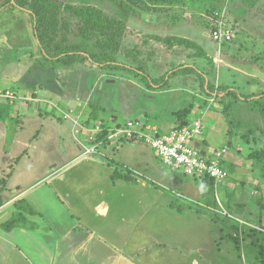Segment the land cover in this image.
<instances>
[{
  "label": "crops",
  "instance_id": "0c3cea01",
  "mask_svg": "<svg viewBox=\"0 0 264 264\" xmlns=\"http://www.w3.org/2000/svg\"><path fill=\"white\" fill-rule=\"evenodd\" d=\"M10 27L12 30L9 31L7 30L9 27L0 29V87L11 90L12 88L6 86V82L14 80L17 86V89L14 88V90H19L23 96L17 99L15 104L0 100V134L8 132L10 135L12 134L13 142L15 139V141L21 142L25 146L26 142L19 140V134L22 133L19 132V129L25 123L24 118H38L36 125L40 128H37L34 139L39 136L42 141L46 139V143H50L49 145L55 147L57 145L63 149L62 154H58L61 159L60 164H55L52 170H46L47 175L43 179L51 175H62L69 170L75 177L85 176L81 183L82 188L86 189V192H82L81 200L76 199V203L72 205V207H75H69L71 215L76 218L74 224L66 227L60 235L53 228L30 220L32 217L41 215L24 199L26 195L24 193L43 179L38 180L26 189L17 187L18 190L14 192L12 188L14 185L10 181L12 175L10 169L6 184L0 190L3 201L0 210L5 207H12L11 217L1 223V227L9 234L10 241L8 242L10 245L13 246L14 244L19 247L18 241L14 239L16 237L18 240L20 239L21 232L18 230L40 231L41 233L52 231L51 233L55 236L49 238V240L52 239L53 242L55 240V251L48 264H157L158 259L156 256L159 254V250L162 252L165 249L164 253H160L161 257L173 256L175 252L170 251L168 244L171 245L172 241L177 238L176 236L190 240L192 235H204L205 230H199L200 228L196 227L197 224L194 225L189 220L184 221L185 216L194 218V214L190 213L183 205L173 201V197H171L177 192L189 193L196 191V186L204 189L201 180H199L201 182H197L195 177L192 178L181 173L179 175L177 171L168 168L153 149L144 142L122 143L119 147L106 149L104 155L83 154L82 148L87 142V131L84 132L85 130L80 128L82 124L98 122L95 121L97 117L94 118V116H92L93 118L88 117L90 120L95 119L93 123L92 121L91 123L89 121L84 122L80 119L83 118L84 114H89L91 110H96L100 119L108 120V117H111V120L105 121L107 124L138 117L150 124L159 126L161 129L168 130L176 126L177 123L191 121L192 115L203 105L202 98L205 100L206 96L210 97L206 89L202 87L199 75L194 72L179 71L180 74H170L165 85L156 87L147 85L140 73L124 70L119 72L117 78H114L109 77L108 74H96L93 70L95 67L87 68V66L71 65L74 63L73 61L67 63L70 65L64 78L54 80L57 77L55 71H48V68L40 65L44 63V56L39 51L37 52L38 55L26 59L24 57L20 59V57L14 55L16 50L23 49L21 46H25L26 39L22 35L21 40H14L15 27L13 25H10ZM126 34H128L127 28L124 41L127 38ZM153 43L154 41L145 42V45L143 44L140 49L138 48L141 55L135 59L133 58L134 60L132 59L130 62L121 61L119 56V63L134 68L143 66L153 79H157L180 66L189 65L199 69L206 77L207 82L215 87L231 86L235 87L239 93H244L242 89L252 88L253 81L259 83L257 86L259 89L264 90V78L261 75V68L256 65L257 63L251 59L247 60L241 55L232 54L231 49L234 50V54H238L239 51H236L238 45L234 44L231 48L230 45L219 46L213 41L214 44H217V48L210 51L203 46L202 42H198L211 59L196 55V49L194 48L174 45L177 46L175 48H179L178 51H174L176 55H179L178 63L175 67L165 68L160 73L157 72L158 69L155 68L154 62L145 59L146 51L143 48L154 46ZM163 44L165 43L161 45ZM125 45L127 44L125 43ZM168 57H170L169 53L164 56L165 60ZM30 59L32 60L30 61ZM17 61L20 67L13 65ZM170 62L173 64L175 60ZM221 68L231 72L232 76L229 75V77L224 78ZM238 73L242 74L244 78L237 77ZM96 76H107L109 78L108 82H114L113 79H122L125 82L127 91H125L122 101L124 114L111 108L107 103L109 99L106 94H103V90L97 88L96 82H91ZM222 79H225L226 82H223ZM51 91L59 101V105H55L57 109L49 108L46 106L47 104H39L41 100L35 98L48 95ZM28 94H32L34 97H29ZM217 99L214 103L217 101L218 104L214 105L219 111L225 113L219 106L223 100L228 102L233 97L220 98L217 95ZM30 102L35 104L32 105ZM173 106H176V108H172ZM184 109L190 111L186 115L177 116L175 114ZM64 112L68 113L67 118L64 116ZM212 114L215 117V114ZM60 117H63V119H60ZM154 119L155 121L160 120L161 123L154 122ZM221 122L226 134L222 130L220 136L218 133H208L210 129L206 127V138L201 141V147L204 150L213 152L219 149L213 145L218 136L219 139L223 138V143L229 142L230 121L224 119ZM246 144L248 148L255 149L254 151L260 150L258 147L254 148V141H247ZM24 146L20 147L21 157L29 155L28 148L24 150ZM32 147V152L35 151L36 154L40 144L32 145ZM240 148L241 152H244L242 146ZM110 161L130 169L135 180H127L123 177L113 178L116 168L109 163ZM77 164L81 165L75 166ZM223 164L231 170L232 177L216 186L214 185L213 200L215 199L218 202L219 207L220 204H224V198H229L231 203L244 204L242 200L246 197L244 193L247 190V185H245L244 190H237L235 180L240 178L246 184L252 186L257 184L264 190V179L261 182L258 179L257 181L254 180L251 176L255 173L251 169L247 174L248 169L244 171L240 161L234 155H231L230 148L224 155ZM121 172L122 174L125 173L124 171ZM76 187L78 188L79 185H76ZM10 192H13L12 195H10ZM77 195L79 196L78 189ZM204 199L195 201L198 208L209 207L216 210L213 206L207 205ZM19 201H25L32 209L23 212L26 221L16 226H5L12 219L13 212L15 213L14 210H16L14 208L15 203ZM175 205H180L182 210H178ZM125 210L129 214L128 217H125ZM200 218H194L193 220L205 222V217L200 216ZM17 231L18 233H16ZM41 233H38V240L46 243L45 239L48 238H46V234ZM0 236H3L1 231ZM22 243L27 247L29 246L26 242ZM183 250L184 253H187L185 249ZM0 255V259H2L0 264H25L23 258L17 256L12 249L7 248L5 252L0 251ZM143 257H148L149 261ZM168 260L173 259H167L165 264H168ZM186 263L187 261H185Z\"/></svg>",
  "mask_w": 264,
  "mask_h": 264
},
{
  "label": "rangeland",
  "instance_id": "374dc122",
  "mask_svg": "<svg viewBox=\"0 0 264 264\" xmlns=\"http://www.w3.org/2000/svg\"><path fill=\"white\" fill-rule=\"evenodd\" d=\"M57 1L60 4L70 3L73 5H80L83 2H87L80 0ZM22 2L26 4V8L16 7L11 4L9 0H0V29L9 27L7 28L9 31L12 30L10 25H13L15 27L13 39L18 41L23 37L26 39L25 46H21L25 50L19 48L20 50L15 51V56L17 55L20 59L22 57L26 59L38 55L37 52L42 48L41 41L39 40V33L42 37L44 46L50 49H68L76 46V48L80 50L85 48L88 50L94 49L98 52L100 51V44L103 38L98 36L97 32H85L82 30V22L73 15L72 12L62 8L53 26H50V23L54 21L51 17L48 18V24L45 22L41 25L38 19L37 23L33 24L32 16L30 15L31 12L38 17L41 14L38 12V9L33 6L32 1L22 0ZM90 4L100 8L104 14L124 20L126 23L128 34H126L127 38L125 41L124 37L121 40L120 52L116 54V59L118 61L119 56L121 61H132L133 58L135 59L141 55L138 48L140 49L143 44L145 45V42L154 41V46H145V48H143L146 51L145 59H150L154 62L155 68L157 67L158 69L157 72L161 73L165 68L168 69L177 65L179 55H176L174 51H178L177 49L179 48H175L177 46H168L167 44L161 45V42L148 37L149 34L154 33L187 37L195 42H202L206 49L213 51L214 48H217V44L213 43L214 40L210 36V32L217 24V21L223 17L222 19L226 22L227 27L231 28L235 33L234 40L223 45H230L229 47L231 48L234 44L238 45V49H236V51H239L238 54H234V50L231 49V52H233L232 54L237 56L241 55V57L247 60L251 59L255 61L257 63L256 65L261 68V75L264 78V0H90ZM39 24L41 26H39ZM125 43L127 45L124 46ZM167 53L170 54V57L165 60L164 56H166ZM42 56H44V63L40 65L48 68V71H55L57 77H55L54 80L57 78L58 80H61L62 77L64 78L70 65L67 64L66 61L73 58L74 63L71 65H78L79 67L87 66V68L95 67L93 70L96 74H108L109 77L117 78L119 72L124 71L123 69H117L113 66H98L90 61L75 58L76 56L73 57L70 54L58 57L63 58V60L58 58L53 60L45 55ZM201 59L203 60V58ZM31 60L32 59H30V61ZM171 60H175V63L171 64ZM17 63L18 61L13 65L15 67H20ZM166 64L168 65L166 66ZM87 68L82 69L85 70ZM135 68H141L145 71L143 66ZM221 69L224 78L231 75V72L225 68ZM178 73L180 74L181 72H176L172 75ZM169 76L170 74L167 76V79ZM237 77L244 78V76L239 73ZM199 78L201 79L200 76ZM108 79L107 76H96L91 82H96L97 88L103 90V94H106L109 99L107 103L111 108L115 109L117 112L119 110L124 114L122 101L125 91H127L125 82L122 79H113L114 82H108ZM222 80L226 82L225 79ZM8 83L6 82V86L12 88L11 90L15 91L18 97L23 96L21 94L22 92L16 90L17 86L14 80ZM258 84L259 83L252 81V88L242 89L244 93L241 94L253 92L262 93L264 90L259 89V87H257ZM14 88L16 89L14 90ZM28 96L34 97L32 94H28ZM55 96L56 95H53L51 91L48 95L35 98L41 100L39 104H47L46 106L49 108L52 107L57 109L55 105H59V101H57ZM143 99L145 98L143 97ZM206 99L204 100L202 98L203 105L192 115L191 120L196 116L203 115L205 131L207 130L206 127H208V129H210L208 133H218L219 136L221 130L226 134L221 121L224 119L230 121L231 129L229 142L223 143V138L219 139L218 136L213 145L219 149L223 148V146L227 147L228 150L230 148L231 155H234L235 158L240 161L244 171L248 169L247 174H249L250 169L253 170L255 175L251 177L256 181L257 179L259 182L263 181L264 156L254 154L255 149L253 150L252 147L248 148L246 144L247 141H254V148L258 147L260 150L264 149V107L260 100L257 102L243 101L236 98L229 99L228 102L223 100L219 107L221 109L223 108V102H226L228 107L226 112L222 113L215 106L217 101L216 103L211 102L208 96H206ZM0 100H5L12 104L17 103V100L13 102L10 99L8 100L1 97ZM30 103L32 104V102ZM172 108L175 109L176 106ZM95 111L91 110L89 114H84L83 118L80 119L84 122L89 121L90 123L91 121L93 123L95 119L90 120L88 119L89 116L90 118H93L92 116H94V118L97 117L95 121L98 122L101 120H104L103 122L111 120V117L108 116V120L100 119L99 113ZM212 113L215 114V117ZM60 119H63V117H60ZM37 120L38 118L36 117L24 118L25 123L22 128L19 129V132H22L19 134V140L26 142L25 146L23 143L15 141V139L13 142L12 134L10 135L8 132H2L0 134V190L3 189L6 184V178L9 175L10 169L12 172L10 181L14 185L12 187L14 192H16L18 190L17 187H21V189L29 188L33 183L46 177V170H52L55 164H60L61 159L58 154H62V147L49 145L50 143H46V139L42 141L39 136L34 139L37 128H40L36 125ZM154 122L161 123L158 119L156 121L154 119ZM204 138H206V133ZM36 144H40V148L35 154V151L32 152V145ZM21 146H24V150L28 148V156L23 155V157H21L22 155L19 153L21 151ZM241 146L244 152H241ZM80 165L81 164H77L75 166ZM224 166L228 168L227 165ZM177 173L179 175H184L179 171H177ZM84 177L85 176L75 177L67 170V172L62 175H51L27 190L24 193L26 194L24 199L30 203L33 208L38 210L41 215L32 217L30 220L36 221L44 226H49L53 228L57 234L59 233L61 235L66 227L73 225L76 220V218L71 215L69 207L74 208L75 206L72 207V205L76 203V199L81 200L82 192H86V189L82 188L81 183ZM199 180L200 179L195 178V181L198 182ZM235 182L237 190H244V187H246L245 185H247V190L245 193L243 192L246 195L242 200L244 204L231 203L229 198H224V200L222 199L223 205L226 210L246 223H240L238 220L223 214V212L219 210L220 207L217 205V202L213 205L216 210L206 207L198 208L195 201H201L202 198H204V195H202L204 189L199 186H196V191L189 193L177 192L171 195L173 201L183 205L190 213L194 214V218L201 219L200 216L205 217V222H202V220H193L194 218L192 216L184 217V221L189 220L194 223V225L197 224L196 227L200 228L199 230H205V234L201 236L192 235L190 240L187 238L181 239L176 236L177 238L172 241V244H168L170 251L172 253L175 252L173 256L170 257L167 255L165 258L164 256L161 257L160 253H164L165 249L162 250V252L159 250L160 252L156 256L158 259L157 264H165V261L169 258L173 260H168V264H185V261H187L186 264H264V190L259 185L257 186L256 182H254L256 186L246 184V182H243L242 178L235 180ZM76 185H79V187L77 188ZM77 189L79 190V196L77 195ZM10 193V195H12L13 192ZM240 200L239 198V201ZM14 208L16 209L14 210L15 212L21 211L22 213L32 210L25 201L16 202ZM202 208H204L205 211ZM11 214L12 207H5L0 210V231L3 234V236H0V251L5 252L7 248L12 249L17 256L23 258L25 264H48L55 251V240L53 242V240H49V238H54L55 235L51 233L52 231L41 233L40 231L28 232L27 230L21 229L18 230L21 232L20 239L18 240L17 237L14 238L18 241L19 247L14 244L11 246L8 242L10 241L9 234L1 227V223L9 219ZM128 216L129 214L125 210V217ZM16 222L19 224L24 223L19 216L16 217ZM5 226H7V224H5ZM18 231L16 233H18ZM38 233L46 234V238H48L47 240L45 239L46 243H42L38 240ZM22 242H26L29 246L27 247V245H24ZM183 249H185L187 253H184ZM143 258H147V261H149L148 257ZM1 260L2 259H0V261Z\"/></svg>",
  "mask_w": 264,
  "mask_h": 264
},
{
  "label": "built area",
  "instance_id": "2783aa9c",
  "mask_svg": "<svg viewBox=\"0 0 264 264\" xmlns=\"http://www.w3.org/2000/svg\"><path fill=\"white\" fill-rule=\"evenodd\" d=\"M222 18L217 21L210 32V36L219 46L231 42L235 38L234 31L227 27ZM0 97L13 102L21 98L14 91L1 88ZM216 98V94L211 95L210 101L215 102ZM64 116L67 118L69 115L64 112ZM203 118V115L196 116L188 124L176 125L168 130L161 129L138 117L115 121L111 124L105 122L85 123L80 125V128L85 130L84 132L87 131V142L83 145L82 153L104 155L106 149L119 147L122 143L144 142L153 149L167 167L197 179L212 178L216 186L232 177L231 170L223 164V158L228 149L223 147L210 152L201 147V141L206 133ZM219 210L240 223H246L226 210L221 204Z\"/></svg>",
  "mask_w": 264,
  "mask_h": 264
},
{
  "label": "trees",
  "instance_id": "16d2710c",
  "mask_svg": "<svg viewBox=\"0 0 264 264\" xmlns=\"http://www.w3.org/2000/svg\"><path fill=\"white\" fill-rule=\"evenodd\" d=\"M11 4L18 7L26 8V4L22 2V0H9ZM32 1V4L34 7L38 9V12L41 14L36 16V14L31 12L32 16V22L33 24L37 23V19L40 22V24H44L47 22L48 24V18L51 17L54 21L50 23V26H53L57 19V15L62 11V8L64 10H68L73 13L83 24V29L85 32H97L98 36H101L102 42L100 44V51L96 50H88L83 48V50L77 49L76 46L70 47L68 49H50L43 44L42 37L39 33V40L41 41V49L40 53L45 55L46 57L50 59H56L58 57H62V55L70 54L75 58H79L84 61H90L98 66H113L117 69H123L127 70L132 73H140L143 77L144 81L149 86H156L160 87L165 85L167 82V76L169 74H173L179 71H189V72H196L201 77V85L203 88L206 89L207 94L210 96L213 94H217L220 98H225L226 96H231L233 98L243 100V101H255L257 102L260 100L261 104L264 107V92L260 93H250V94H241L237 91L235 87L231 86H219L215 87L213 84L207 82L206 77L203 75L202 72L197 70V68L192 66H180L174 70H171L170 72L165 73L161 77L157 79L151 78L148 73L141 68H134L131 66H128L123 63H119V61L116 59V54L120 52V44L121 40L124 37V32L126 29V23L124 20L110 17L103 13V11L93 6V4H90V0H80V1H87L83 2L80 5H73L70 3L60 4L57 0H30ZM40 18V19H39ZM39 24V26H41ZM52 24V25H51ZM148 37L161 42L165 43L169 46L174 45H183L190 48L196 49V55L204 56L208 59H211V57L207 54V52L202 48L200 44L195 42L194 40H191L187 37H182L178 35H160V34H149ZM71 57V58H73ZM63 60V58H58ZM74 59V58H73ZM73 59L66 61V63L73 62ZM222 103V102H221ZM226 102H223V108L226 112L228 105L226 106ZM190 110L184 109L181 111L176 112L177 116L180 115H186ZM90 117V116H89ZM190 121L183 122V123H177L178 126H183L188 124ZM254 154L262 155L264 156V149L254 151ZM111 165L115 166L116 170L113 174V178L117 177H123L127 180H135L134 176L132 175V171L128 168H125L121 165H119L116 162L110 161ZM120 171H124L125 173L122 174ZM204 184V198L205 202H207V205L213 206L216 204V200L214 202L213 200V192H214V180L209 177H205L200 179ZM212 196V197H211ZM214 202V203H213ZM3 201L0 195V205H2ZM218 205V202H217ZM177 206L178 210H182V207L180 205ZM219 206V205H218ZM214 207V206H213ZM201 208V207H200ZM208 209H211L209 207H206ZM21 209V208H20ZM204 211L205 209L202 208ZM213 210V209H212ZM32 212V211H31ZM19 216V218L22 221H26L25 215L21 211H17L14 213L12 219L7 223L8 226H16L19 225L18 222H16V217Z\"/></svg>",
  "mask_w": 264,
  "mask_h": 264
}]
</instances>
